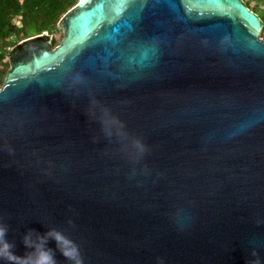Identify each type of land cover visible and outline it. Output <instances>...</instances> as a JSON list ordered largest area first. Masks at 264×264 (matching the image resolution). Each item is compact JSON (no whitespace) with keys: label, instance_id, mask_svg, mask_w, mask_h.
Returning <instances> with one entry per match:
<instances>
[{"label":"water","instance_id":"95a60500","mask_svg":"<svg viewBox=\"0 0 264 264\" xmlns=\"http://www.w3.org/2000/svg\"><path fill=\"white\" fill-rule=\"evenodd\" d=\"M57 26L17 42L0 85V264H31L49 229L78 264H264L258 13L78 0Z\"/></svg>","mask_w":264,"mask_h":264},{"label":"trees","instance_id":"16d2710c","mask_svg":"<svg viewBox=\"0 0 264 264\" xmlns=\"http://www.w3.org/2000/svg\"><path fill=\"white\" fill-rule=\"evenodd\" d=\"M78 0H0V63L6 64L13 48L23 38L44 33L52 35L58 29L57 22L63 13ZM250 7L248 1H246ZM259 13L256 7H250ZM264 20V13L258 14ZM14 40L12 41V39ZM4 60V61H3ZM5 74L0 67V82Z\"/></svg>","mask_w":264,"mask_h":264},{"label":"clouds","instance_id":"9594fccd","mask_svg":"<svg viewBox=\"0 0 264 264\" xmlns=\"http://www.w3.org/2000/svg\"><path fill=\"white\" fill-rule=\"evenodd\" d=\"M7 230L8 226L0 224V241L3 242L4 251L9 253L8 258L13 259V256L11 255V249L12 247H14V245L5 240ZM32 232L33 230L30 229L24 236V243L28 247H34L29 243V241L31 240L30 234ZM41 237L47 238L44 239L43 246L37 251L36 257L34 261L31 262V264H56L53 250L45 247L46 241L49 237L55 239V241L57 242V247L67 259L73 260L74 264H78V262L76 261V257L79 255V248L78 245H76L70 237H67L65 234L59 232L58 230L54 231L52 229H49V231Z\"/></svg>","mask_w":264,"mask_h":264},{"label":"rangeland","instance_id":"374dc122","mask_svg":"<svg viewBox=\"0 0 264 264\" xmlns=\"http://www.w3.org/2000/svg\"><path fill=\"white\" fill-rule=\"evenodd\" d=\"M246 1H248V3H249V5H250V7H256V9L259 11V13L260 12H263L264 13V0H246ZM258 13V14H259ZM261 36L264 38V27H263V29L261 30ZM54 37H55V43L53 44V46L54 45H56L57 43H59L60 42V40H61V37H62V30L60 29V28H58V29H56V31L54 32ZM14 40V38L12 39V41ZM11 48H13V44L12 45H10L7 49H11ZM4 61V60H3ZM0 67H3L4 68V71H5V69H6V67L7 66H5V65H2V63H0ZM5 75V74H4ZM3 79H4V77H3ZM3 79L1 80V82H0V85L2 84V82H3Z\"/></svg>","mask_w":264,"mask_h":264},{"label":"flooded vegetation","instance_id":"af4514ba","mask_svg":"<svg viewBox=\"0 0 264 264\" xmlns=\"http://www.w3.org/2000/svg\"><path fill=\"white\" fill-rule=\"evenodd\" d=\"M261 19H262V18H261ZM262 21H263V27H264V20H262ZM263 27H262V29H263ZM14 49H16V45H14L13 50H14ZM13 50H12V51H13ZM2 65L7 66L6 69H5V73H6V70H7V68L9 67V62H8V60H7V63H6V64H3V63H2ZM2 69H4V68L2 67ZM4 76H5V75H4Z\"/></svg>","mask_w":264,"mask_h":264}]
</instances>
